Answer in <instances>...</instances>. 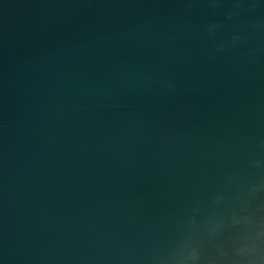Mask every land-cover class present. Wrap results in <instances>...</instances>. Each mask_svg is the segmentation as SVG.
Returning a JSON list of instances; mask_svg holds the SVG:
<instances>
[{"label":"water","instance_id":"obj_1","mask_svg":"<svg viewBox=\"0 0 264 264\" xmlns=\"http://www.w3.org/2000/svg\"><path fill=\"white\" fill-rule=\"evenodd\" d=\"M0 264H264V0H0Z\"/></svg>","mask_w":264,"mask_h":264}]
</instances>
